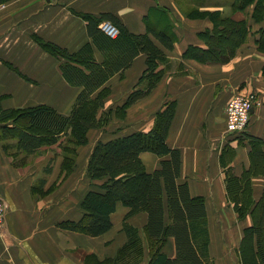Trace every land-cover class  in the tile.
<instances>
[{
	"label": "crops",
	"instance_id": "crops-1",
	"mask_svg": "<svg viewBox=\"0 0 264 264\" xmlns=\"http://www.w3.org/2000/svg\"><path fill=\"white\" fill-rule=\"evenodd\" d=\"M187 1L56 0L48 3L46 0H13L0 6V104L4 110L48 105L62 115L71 112L79 90L68 84L59 59L43 50L37 39L76 52L91 41L87 22L79 14L114 15L136 34L160 25L172 29L176 43L174 50L167 51L166 55L173 62L157 88L133 106L146 112L135 122L137 128L100 139L96 144L133 132H148L154 125L155 114L166 104L175 102L176 111L167 143L181 152L180 181L189 185L192 196L206 199L210 255L214 263L240 264L237 249L243 229L252 225V219L248 217L240 222L233 205L227 201L221 157L227 146L233 148L235 156L230 166L236 175H241L250 167V145L246 135L264 138V55L255 45V39L259 37L256 33L264 28V22L249 19L253 34L230 63L198 64L183 59V53L190 45L204 47L197 34L211 29L212 24L207 19L188 18L181 7ZM223 1L195 0L199 5L193 7L201 12L222 11L228 9L231 2ZM252 10L253 7L249 9L250 14ZM97 59H101L99 54ZM145 62L146 57L139 56L125 72L126 86L132 80L129 75L136 81L133 88L137 85ZM178 62L188 75L174 73ZM118 77L120 75L108 84L114 93L113 82ZM120 94L118 100L106 101L105 112L112 110L113 113L123 106L129 94ZM248 94H255L261 104L252 110L244 136L230 135L226 132L227 105L235 95ZM113 121L114 118L110 125ZM98 131H90L89 142L90 135ZM240 137L244 138L243 143H240ZM60 153L58 146L43 148L40 154L31 155L20 164L5 151L0 131V201L5 210V222L0 230V264H86L85 256L91 254L103 261L115 257L128 241L124 221L129 209L120 203L111 216L112 229L103 236L94 238L59 228L63 221H78L82 217L81 203L94 189L85 175L91 155L88 154L86 163L82 161L79 181L74 173L70 178L60 180L63 161ZM141 158L150 173L160 166L161 159L152 153H142ZM225 159L231 158L226 156ZM59 180L65 181L59 189L52 191ZM253 186L254 197L259 200L264 178L254 177ZM127 223L143 235L147 215L138 214ZM224 229L230 233L227 239ZM164 251L170 257L175 256L173 240ZM147 262L146 258L141 264Z\"/></svg>",
	"mask_w": 264,
	"mask_h": 264
},
{
	"label": "trees",
	"instance_id": "trees-1",
	"mask_svg": "<svg viewBox=\"0 0 264 264\" xmlns=\"http://www.w3.org/2000/svg\"><path fill=\"white\" fill-rule=\"evenodd\" d=\"M11 1L0 0V6ZM237 13L245 17L235 19ZM79 16L87 22L91 41L76 52L37 39L43 50L62 61L61 71L68 84L81 88L71 112L62 115L48 105L4 110L0 104V131L8 155L21 164L25 158L40 154L41 149L57 145L66 175L75 168L78 149L89 144L90 131L108 125L112 110L104 109L111 90L109 82L125 75L139 56L146 57V67L137 85L116 110L117 115L124 117L128 108L146 99L160 83L171 65L166 52L173 51L176 43L169 28L157 31L149 27L146 33L136 34L111 14ZM188 18L208 19L212 28L197 34L204 47L190 45L182 57L204 65L228 64L253 34L249 19L264 22V0H232L228 11L192 9ZM105 23L117 29L116 37L103 30ZM256 34L259 37L255 45L264 54V28ZM162 65L165 67L161 68ZM175 111L176 103H168L156 113L148 132H133L95 145L85 170L86 178L95 187L81 203L82 217L78 221H63L59 228L94 238L103 236L112 229L111 216L120 203L129 209L124 221L128 241L115 257L100 261L90 255L86 264L92 258L95 264H141L146 258L147 264H215L210 255L206 199L192 196L189 185L180 181L181 152L167 143ZM246 137L250 167L241 175H236L230 166L235 156L233 148L227 146L221 157L226 196L240 222L252 219V225L244 227L237 249L240 264H264V189L256 200L253 186L254 177L264 178V138L248 134ZM240 138L243 143L244 138ZM142 153L158 156L159 168L148 172ZM20 155L24 157L19 158ZM226 156L231 159H225ZM140 213L147 215L143 235L127 223ZM170 240L175 245L174 257L164 251Z\"/></svg>",
	"mask_w": 264,
	"mask_h": 264
},
{
	"label": "rangeland",
	"instance_id": "rangeland-1",
	"mask_svg": "<svg viewBox=\"0 0 264 264\" xmlns=\"http://www.w3.org/2000/svg\"><path fill=\"white\" fill-rule=\"evenodd\" d=\"M205 1V0H204ZM228 1H232V0H224L223 2H228ZM195 0H189L187 2H184L182 3L181 7L183 9V11L185 12V14L187 15L188 17V13L192 10V9H195V7L193 6H196V5H199V3L195 2ZM225 11H228L229 10V6H228V9H224ZM245 17V15L243 13H237L235 15V19H243ZM208 20V19H207ZM166 21V20H165ZM106 24V23H105ZM153 28L157 31H160V30H164V26L160 25V26H153ZM117 36V35H116ZM114 36V37H116ZM252 36V35H251ZM246 44V43H245ZM242 48V47H241ZM260 53V52H259ZM238 54V53H237ZM262 55H264L263 53H260ZM237 56V55H236ZM170 59V58H169ZM184 59V58H183ZM171 60V59H170ZM187 60H190V59H187ZM60 62H62L61 60H59ZM192 61H195V60H192ZM172 60H171V64H172ZM197 62V61H195ZM198 64H201L199 62H197ZM204 65V64H202ZM165 66L162 65L161 68H164ZM172 67V66H171ZM176 71L174 72L176 75H179V76H185V75H188L189 72L188 71H185L184 68H183V65L181 64V62H178L177 66H176ZM169 70V69H168ZM168 72V71H167ZM166 72V74H167ZM130 73V72H129ZM164 75V77L162 78L161 81H163L167 75ZM130 79L134 80L132 78L131 75H129ZM125 78V79H124ZM126 80L127 78L125 77V75L123 76H120L118 77L114 82H113V86L116 90V93H114L112 91V88L110 90V94L109 96L106 98V101L107 100H115L118 98H120V96L122 94H120L121 92H125V93H130L131 91H133V84H135V80L132 82V80L130 82H132V84L130 85V82L128 83V86H126ZM160 81V82H161ZM160 84V83H159ZM158 84V85H159ZM157 85V86H158ZM75 87V86H73ZM76 89L79 90V93L81 92V88L79 87H75ZM157 88V87H156ZM155 88V89H156ZM78 93V95H79ZM77 95V96H78ZM127 96V95H126ZM125 96V97H126ZM245 98H251V97H254L256 101H260V99L255 95V94H248V95H241ZM77 99V97H76ZM125 99V98H124ZM123 99V100H124ZM76 101V100H75ZM146 108H148V106L146 105V107L144 108L146 110ZM117 110V109H116ZM146 112H144V110L142 109H139L138 110V107H130L126 110L125 112V116L121 117L119 115H117V112H113L111 114V118L109 119V122H108V125L105 127V129H100L98 132L94 133V134H91L90 135V142L87 146H83V147H80L78 149V152H77V158H76V165H75V168L73 170V172L71 174H65V172L63 173L62 171V168H61V175H60V180L61 178H64L65 180L70 178L72 176V174L74 173V176L77 178V180L79 181L81 175H82V161L84 160V162L86 163V158H88V154L91 155L92 153V150H94V146L96 144V142L100 139H108V138H112V137H115L116 135H121V134H125V133H129L133 130H135L137 128L135 124V122H137V119H139L141 117L142 114H144ZM119 116V117H118ZM155 117H156V114H155ZM112 118H114V121L113 123L110 125V121L112 120ZM115 123V124H114ZM250 123V122H249ZM249 125V124H248ZM113 132H116V133H113ZM119 133V134H118ZM230 135H233V134H230ZM57 146V145H56ZM61 150V149H60ZM61 154V153H60ZM62 157V155H61ZM63 158V157H62ZM63 162V161H62ZM79 165V168H78V165ZM26 165V164H25ZM58 181L54 186H53V189L52 191H56L57 189H59L61 186H62V183L65 181H63L61 183V181ZM59 185V186H57ZM93 186V185H92ZM95 187V186H93ZM44 198V197H43ZM141 214V213H140ZM138 215V214H137ZM135 215V216H137ZM134 216V217H135ZM222 225H224L222 223ZM227 228V227H225ZM225 231V229H224ZM228 231H225L224 232V237L225 239H227L229 236H230V233H227ZM93 255V254H91ZM90 255H87L85 256V259L84 261L86 260L87 257H89ZM87 264H95L94 262V258L90 259V260H87Z\"/></svg>",
	"mask_w": 264,
	"mask_h": 264
},
{
	"label": "built area",
	"instance_id": "built-area-1",
	"mask_svg": "<svg viewBox=\"0 0 264 264\" xmlns=\"http://www.w3.org/2000/svg\"><path fill=\"white\" fill-rule=\"evenodd\" d=\"M109 24V23H106ZM102 26L103 30L105 25ZM113 26V25H112ZM114 27V26H113ZM109 35L116 36L118 31L114 27L110 31L105 30ZM261 104L256 101L254 97L245 98L241 95H235L226 108V132L228 134H242L246 131L251 120L252 110ZM5 222V210L0 201V230L3 228Z\"/></svg>",
	"mask_w": 264,
	"mask_h": 264
},
{
	"label": "water",
	"instance_id": "water-1",
	"mask_svg": "<svg viewBox=\"0 0 264 264\" xmlns=\"http://www.w3.org/2000/svg\"><path fill=\"white\" fill-rule=\"evenodd\" d=\"M48 3H51V2H54V1H56V0H46ZM112 28H114L113 26H112V24H106L105 25V27H104V29L105 30H107V31H110Z\"/></svg>",
	"mask_w": 264,
	"mask_h": 264
}]
</instances>
